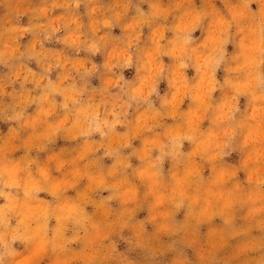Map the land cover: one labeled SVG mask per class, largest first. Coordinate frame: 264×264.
I'll use <instances>...</instances> for the list:
<instances>
[{"label":"clouds","instance_id":"clouds-1","mask_svg":"<svg viewBox=\"0 0 264 264\" xmlns=\"http://www.w3.org/2000/svg\"><path fill=\"white\" fill-rule=\"evenodd\" d=\"M0 264H264V0H0Z\"/></svg>","mask_w":264,"mask_h":264},{"label":"rangeland","instance_id":"rangeland-1","mask_svg":"<svg viewBox=\"0 0 264 264\" xmlns=\"http://www.w3.org/2000/svg\"><path fill=\"white\" fill-rule=\"evenodd\" d=\"M191 74V73H190ZM162 87H163V85H162Z\"/></svg>","mask_w":264,"mask_h":264}]
</instances>
